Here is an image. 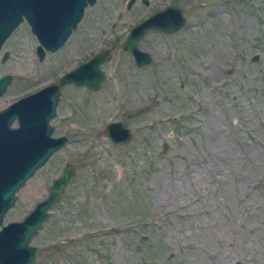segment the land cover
<instances>
[{"label":"rangeland","instance_id":"1","mask_svg":"<svg viewBox=\"0 0 264 264\" xmlns=\"http://www.w3.org/2000/svg\"><path fill=\"white\" fill-rule=\"evenodd\" d=\"M126 2L87 4L41 59L25 20L4 39L0 107L101 48L112 56L98 89L60 86L49 124L66 142L14 192L1 223L20 219L68 162L74 176L30 240L32 264H264V0ZM167 3L184 23L147 30L138 46L152 58L136 67L120 42ZM113 120L129 127L127 142L104 134Z\"/></svg>","mask_w":264,"mask_h":264},{"label":"water","instance_id":"2","mask_svg":"<svg viewBox=\"0 0 264 264\" xmlns=\"http://www.w3.org/2000/svg\"><path fill=\"white\" fill-rule=\"evenodd\" d=\"M134 0H127L129 7ZM145 1V0H143ZM94 0H0V47L8 34L25 18L37 40L35 52L41 59L45 51L57 49L82 16L83 8ZM185 17L183 8L167 3L162 8L132 24L120 42L136 67L151 61L149 51L141 49L138 41L147 30L170 33L180 28ZM4 50L0 60H4ZM112 56L109 48L93 52L58 76L57 81L44 84L0 107V264H32L38 255L30 242L42 223L49 217L51 207L59 200L64 187L74 176V166L65 162L57 176L51 178L47 193L18 220L1 223L4 212L15 200L14 192L41 166L48 156L66 142L64 134L51 135L49 120L56 114L60 86L73 84L96 90L105 77L100 64ZM257 54L251 60L257 59ZM10 80L9 73L0 74V94ZM104 134L113 144H122L131 131L122 120L107 122Z\"/></svg>","mask_w":264,"mask_h":264},{"label":"bare ground","instance_id":"3","mask_svg":"<svg viewBox=\"0 0 264 264\" xmlns=\"http://www.w3.org/2000/svg\"><path fill=\"white\" fill-rule=\"evenodd\" d=\"M177 196V195H176ZM175 196H173V198H174ZM170 201V200H169ZM176 202V201H175Z\"/></svg>","mask_w":264,"mask_h":264}]
</instances>
